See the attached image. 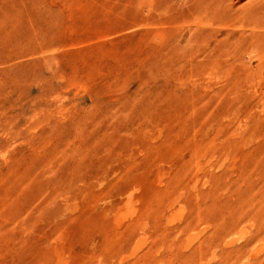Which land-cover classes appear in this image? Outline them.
I'll return each instance as SVG.
<instances>
[{"label":"rangeland","instance_id":"374dc122","mask_svg":"<svg viewBox=\"0 0 264 264\" xmlns=\"http://www.w3.org/2000/svg\"><path fill=\"white\" fill-rule=\"evenodd\" d=\"M0 264H264V0H0Z\"/></svg>","mask_w":264,"mask_h":264}]
</instances>
